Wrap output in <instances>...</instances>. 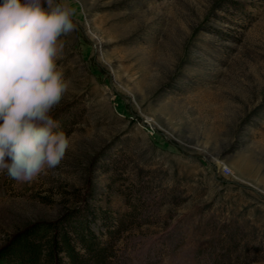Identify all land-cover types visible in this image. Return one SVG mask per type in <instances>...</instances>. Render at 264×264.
<instances>
[{
	"label": "rangeland",
	"instance_id": "rangeland-1",
	"mask_svg": "<svg viewBox=\"0 0 264 264\" xmlns=\"http://www.w3.org/2000/svg\"><path fill=\"white\" fill-rule=\"evenodd\" d=\"M62 2L71 148L0 173V257L69 214L107 264H264V0Z\"/></svg>",
	"mask_w": 264,
	"mask_h": 264
},
{
	"label": "clouds",
	"instance_id": "clouds-1",
	"mask_svg": "<svg viewBox=\"0 0 264 264\" xmlns=\"http://www.w3.org/2000/svg\"><path fill=\"white\" fill-rule=\"evenodd\" d=\"M74 14L62 0H0V173L16 182L58 168L71 148L52 113L71 83L57 61Z\"/></svg>",
	"mask_w": 264,
	"mask_h": 264
},
{
	"label": "trees",
	"instance_id": "trees-1",
	"mask_svg": "<svg viewBox=\"0 0 264 264\" xmlns=\"http://www.w3.org/2000/svg\"><path fill=\"white\" fill-rule=\"evenodd\" d=\"M72 217L68 214L62 220L41 222L23 231L0 257V264H107L108 248L96 243L92 232L81 235Z\"/></svg>",
	"mask_w": 264,
	"mask_h": 264
}]
</instances>
